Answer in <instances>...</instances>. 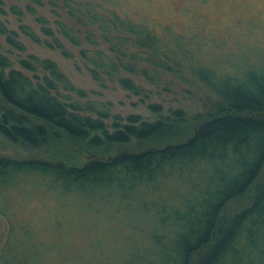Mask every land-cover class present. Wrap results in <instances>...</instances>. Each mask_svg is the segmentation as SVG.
Returning a JSON list of instances; mask_svg holds the SVG:
<instances>
[{
  "label": "trees",
  "instance_id": "obj_1",
  "mask_svg": "<svg viewBox=\"0 0 264 264\" xmlns=\"http://www.w3.org/2000/svg\"><path fill=\"white\" fill-rule=\"evenodd\" d=\"M99 1L106 0H66L65 5L80 26L97 27L115 56L83 47L84 40L97 43L88 29L83 40L75 29L55 21L56 32L79 48L93 80H116L139 95L142 87L125 73L141 74L152 83L160 71L185 74L203 93L205 109L191 118L180 109L152 121L138 113L122 116L113 113L111 102L89 99L54 61L27 55L19 65L28 75L0 52V136L27 150H54L64 141L77 153L86 149L94 154L131 141L167 140L185 124L195 125L184 140L92 155L79 165L0 155V218L5 224L0 264H31L36 248L45 246L31 236L32 219L15 215L33 193L28 204L59 206L57 223L59 210L71 205L113 206L116 213L129 215L138 204L129 227L147 243L132 242L115 264H264V55L254 61L245 52L232 59L213 50L205 62L180 34H168L172 38L166 41L167 35L149 24L118 16ZM37 20L46 39L26 24L20 31L71 58L46 19ZM0 34L24 50L17 33L1 21ZM149 109L160 112L157 104Z\"/></svg>",
  "mask_w": 264,
  "mask_h": 264
},
{
  "label": "rangeland",
  "instance_id": "obj_2",
  "mask_svg": "<svg viewBox=\"0 0 264 264\" xmlns=\"http://www.w3.org/2000/svg\"><path fill=\"white\" fill-rule=\"evenodd\" d=\"M65 3L66 0H41L39 5L30 0H0V21L17 33L18 41L24 46V50H17L0 34V52L11 59L14 68L23 70L19 60L29 54L48 58L58 65L76 87L86 91L89 99L111 102L113 113L122 116L138 113L144 119L152 121L159 115H167L171 109H180L189 118L204 111L203 93L187 82L185 74L160 71L156 74V81L152 83L141 74L125 73L142 87L139 95L125 90L116 80L104 78L102 83L93 80L87 64L79 55V48L56 32L55 21L59 20L75 29L83 40L86 37L85 29L91 31L97 43L92 45L84 40L83 47L98 48L112 56L115 53L110 51V46L100 37L97 27L80 26ZM99 3L118 16L149 24L160 35H167L166 41L172 38L168 34H180L186 39L188 47H195L196 53L202 52L205 62L209 61L213 50H222L232 59L243 56L245 52L250 53V58L254 61L264 55V0H106ZM15 9L21 14H15ZM38 17L46 19L47 25L56 32L58 39L72 54L71 58L63 56L57 48L33 42L20 31L19 26L26 24L41 39H46ZM125 60L136 62L139 68H151L148 62L131 61L128 58ZM36 75L41 74L36 72ZM150 104L159 105V114H154L149 109ZM194 126V123L185 124L180 134L167 140H151L146 144L131 141L128 145H112L108 149L92 150L94 154L86 149L77 153L64 141L54 150H27L0 136V155L14 158L50 157L79 165L92 155L107 157L121 150L136 152L147 146L184 140L191 134ZM34 195L35 193L31 194L30 199L18 205L15 214L16 219L22 216L31 218L34 225L31 236L44 241L45 246L40 247L38 244L36 260L31 264H115L132 242L136 241L140 245L147 243L145 236L129 227L138 204H133L129 215L123 211L116 213L113 206H92L86 203L78 207L71 205L72 208L68 210H59L61 217L57 223L55 216L59 206L49 202L28 204ZM4 232L5 224L0 218V246Z\"/></svg>",
  "mask_w": 264,
  "mask_h": 264
}]
</instances>
